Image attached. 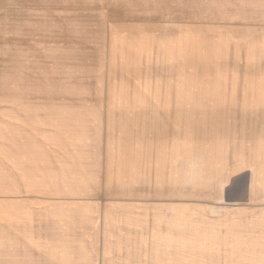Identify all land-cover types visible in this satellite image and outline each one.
<instances>
[{"label": "rangeland", "instance_id": "obj_1", "mask_svg": "<svg viewBox=\"0 0 264 264\" xmlns=\"http://www.w3.org/2000/svg\"><path fill=\"white\" fill-rule=\"evenodd\" d=\"M215 81L264 114V0H0V264H264Z\"/></svg>", "mask_w": 264, "mask_h": 264}, {"label": "crops", "instance_id": "obj_2", "mask_svg": "<svg viewBox=\"0 0 264 264\" xmlns=\"http://www.w3.org/2000/svg\"><path fill=\"white\" fill-rule=\"evenodd\" d=\"M209 64H211V62H209ZM207 68L208 71L211 68L218 69L217 65H209L208 67H205V69H203L204 73L206 72ZM219 87L220 86L218 85L217 81H215L213 84V92L208 91V94H205L208 97H211L212 101L214 102V108H216V110L212 111L216 113L212 115L215 119L210 116L212 119H214L215 126L213 127V129H205V124H199V133L204 135L202 140H204L205 142L208 140L207 142L210 145L212 144L211 148L215 151L214 154L217 158H219L220 155H224L222 153V149L225 145V149H227L228 144L231 143L230 145L232 146L229 148L233 150H236L235 145L238 143L239 147H241L240 144H244L245 146L247 145L246 147L248 153L247 156L244 157L246 158V160L244 161L242 159H235L232 163H235L237 167L254 164L260 165V163H258V159L260 158V156L258 155L257 149H262V157L264 159V114L263 112H261L262 110H259L258 114L254 117L249 118L248 115L238 114L241 118L240 120L236 118L238 116L235 115L233 111H231V113H233L230 114L229 117H227L226 111L228 109L226 107V104L223 103V91ZM200 116L201 115L199 114L197 117ZM235 134L240 135L239 139H241V141H238L239 139L237 140L231 138ZM203 152L205 153L206 151ZM217 165L219 167H222L225 164H213L212 167L214 169H218L219 167Z\"/></svg>", "mask_w": 264, "mask_h": 264}]
</instances>
